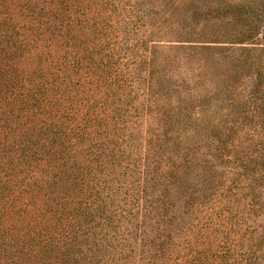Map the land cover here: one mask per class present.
<instances>
[{
	"label": "trees",
	"instance_id": "trees-1",
	"mask_svg": "<svg viewBox=\"0 0 264 264\" xmlns=\"http://www.w3.org/2000/svg\"><path fill=\"white\" fill-rule=\"evenodd\" d=\"M0 264H264V0H0Z\"/></svg>",
	"mask_w": 264,
	"mask_h": 264
},
{
	"label": "rangeland",
	"instance_id": "rangeland-1",
	"mask_svg": "<svg viewBox=\"0 0 264 264\" xmlns=\"http://www.w3.org/2000/svg\"><path fill=\"white\" fill-rule=\"evenodd\" d=\"M217 198H219V196H217ZM220 200H217V206L218 207H223L224 203L229 205H237L238 201H236L235 199H230V198H226L224 195H221ZM226 199H229V201H225ZM240 209H243V211L245 212V214H243L244 219H243V223L241 224V226H231L230 222L226 223V221H224V219H218L216 218V221L218 222V224H222L224 227L222 228V225L220 226L221 228H215L216 233L219 237H217L219 239V241L221 242L222 240V245H228L231 243V245L235 244V247L233 248V250L231 249L230 253L232 258H238V262H240V258H242L243 255H245V251L246 253H248V249H251L250 247V239H251V233H249V231L252 229H247L245 228L246 225L253 221V218H248L249 216H247V211H245V206L244 204L241 206ZM263 221V220H262ZM108 229H112L111 231L114 230V228H108ZM238 231V232H237ZM216 235V236H217ZM116 242V241H115Z\"/></svg>",
	"mask_w": 264,
	"mask_h": 264
}]
</instances>
